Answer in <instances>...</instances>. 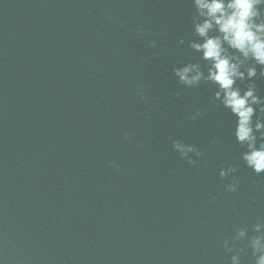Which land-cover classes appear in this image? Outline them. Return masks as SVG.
<instances>
[{"label":"water","instance_id":"water-1","mask_svg":"<svg viewBox=\"0 0 264 264\" xmlns=\"http://www.w3.org/2000/svg\"><path fill=\"white\" fill-rule=\"evenodd\" d=\"M192 13L191 0H0V264H230L224 241L254 234L264 175L214 86L173 74L198 60ZM174 140L204 155L191 165Z\"/></svg>","mask_w":264,"mask_h":264},{"label":"clouds","instance_id":"clouds-1","mask_svg":"<svg viewBox=\"0 0 264 264\" xmlns=\"http://www.w3.org/2000/svg\"><path fill=\"white\" fill-rule=\"evenodd\" d=\"M192 39L189 48L197 54L196 62L184 63L173 69L179 84L192 88L202 83L214 86L213 101L234 117L233 135L241 149L245 165L256 175H264V95L258 93L256 80L264 77V0H191ZM137 35L143 37L145 29L138 26ZM150 46L158 47L156 40ZM180 44H185L181 39ZM259 68V72H258ZM137 95L148 101L143 88ZM203 113L197 110L190 119ZM126 132L124 139L129 140ZM173 148L191 165L204 155L193 144L174 140ZM143 147V145H138ZM237 168L229 165L221 168L220 177L233 176L225 185L227 192H237L234 177ZM249 236L246 227L236 230L233 237L224 241L230 255V264H242L241 254L245 248L237 247L236 241H247L254 264H264V218L253 226Z\"/></svg>","mask_w":264,"mask_h":264}]
</instances>
